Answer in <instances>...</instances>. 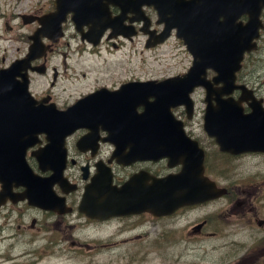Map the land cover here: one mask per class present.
<instances>
[{"label": "flooded vegetation", "instance_id": "obj_1", "mask_svg": "<svg viewBox=\"0 0 264 264\" xmlns=\"http://www.w3.org/2000/svg\"><path fill=\"white\" fill-rule=\"evenodd\" d=\"M108 13V19L115 22L114 28L103 31L96 45L89 44L85 36L92 35L94 40L93 35L106 23L79 26L77 30L68 15L60 26L57 43L48 46L42 40L44 53L29 63L28 92L41 107L61 113L101 93L85 105L90 116L86 126L74 129L60 147L48 148L44 136H38L26 151L24 161L37 178V188L26 190L10 184L9 193L0 197V264H26L18 259L32 254L50 255L55 247H62L57 257H64L67 264H75V249L83 252L85 264H108L107 257H114L120 264H145L158 257L161 246V259H165H159L160 263L187 264L189 257L194 259L189 264H201L207 257L206 249L218 248L231 252L224 255L222 264H264V213L259 217L258 212L264 200H255L250 193L241 191L244 187L233 180L231 173L243 162L259 160L254 157L264 154L232 157L219 152L214 139L203 128L206 106H215L204 101L207 96L204 88L195 89L190 95L189 114L182 107L171 111L181 123L186 139L175 143L187 147L176 152L178 158H156L154 141L134 142V137L125 135L135 132L138 133L135 138H143L142 133L147 131L149 138V132H155V128L122 126L123 93H116L123 92L126 86L159 83L172 77H118L111 67L104 66L105 58L109 57L111 64L122 49L136 55L156 52L171 39L176 40L175 30L169 31L176 23L158 17L152 7L142 6L139 12L129 10L121 15L118 9L109 6ZM33 18L37 19L31 16L23 20ZM20 20L22 25L36 27L24 39L28 45L18 60L26 57L28 38L38 29L36 23L23 24ZM248 21L249 17L242 16L235 24L245 27ZM255 25L253 48L243 55L233 85L249 90L264 111L263 87L252 74L244 72L257 64L251 56L264 52V8L260 9ZM163 35H167L166 40L158 44ZM214 79L215 75L208 70L201 81L218 92L220 85H215ZM240 95L233 90L221 100L236 102ZM146 103L149 105L152 100ZM100 107L105 118L100 117ZM241 108L243 113L249 112L246 104L242 103ZM142 112L141 106L134 110L136 116ZM61 165L63 168L57 175ZM202 178L219 197L177 208L166 216H154L151 212L155 181L173 182L176 188L170 191L175 194H193L196 190L190 189V185ZM255 188L254 196L257 187L252 188ZM25 194L37 198L28 200ZM245 202L251 204L249 209ZM247 226H251L249 230L245 229ZM253 229L258 238L251 239ZM240 236H246L250 243H241Z\"/></svg>", "mask_w": 264, "mask_h": 264}, {"label": "water", "instance_id": "obj_2", "mask_svg": "<svg viewBox=\"0 0 264 264\" xmlns=\"http://www.w3.org/2000/svg\"><path fill=\"white\" fill-rule=\"evenodd\" d=\"M109 6L118 9L121 15L129 10L139 12L142 6L152 7L158 17H166L170 23H176L169 31L175 30V39L181 42L191 58L190 67L182 76L159 83L126 86L122 88L123 92L116 93H123L122 126L155 128V132H149V138L147 131L142 133L143 138H135L138 135L135 132L125 135L134 137V142L154 141L156 158H178L176 152L187 147L175 143L186 139L181 123L173 118L171 111L182 107L189 114L192 109L190 95L193 90L204 88L207 95L204 101L213 102L215 106H206L203 128L205 134L214 139L219 152L232 157L264 154V111L250 91L233 85L243 55L253 48L251 42L256 38V18L264 8V0H53L51 13L37 19L21 18L23 24L36 23L38 29L28 38L30 46L26 57L0 70V197L9 193L10 184L26 190L37 188V178L24 161L26 151L38 136H44L48 148L60 147L63 139L74 129L86 126L90 116L85 105L101 93H95L61 113L39 106L28 92L26 72L31 71L29 63L44 53L41 41L46 40L48 46L55 45L60 38V26L70 15V21L77 30L79 26H95L101 21L106 23L93 35L94 40H91L92 35L85 36L89 44L96 45L103 31L114 28L115 22L108 19ZM242 16L249 17L245 27L235 24ZM166 38L167 35L161 36L158 44ZM208 70L215 75L214 84L220 85L218 92L201 81ZM233 90L241 93L238 101L221 100ZM149 99L152 103L147 105ZM242 103L248 107V113H243ZM137 106L143 109L140 116L134 114ZM100 117L105 118L101 107ZM62 168V165L58 167L57 175ZM174 188L173 182H154L150 197L154 216H166L177 208L202 204L220 196L204 178L190 185L196 193L175 194L170 191ZM24 197L28 200L37 198L33 194H25Z\"/></svg>", "mask_w": 264, "mask_h": 264}, {"label": "rangeland", "instance_id": "obj_3", "mask_svg": "<svg viewBox=\"0 0 264 264\" xmlns=\"http://www.w3.org/2000/svg\"><path fill=\"white\" fill-rule=\"evenodd\" d=\"M53 0H0V70L7 68L13 61L23 56V50L28 45L26 37L30 36L36 26L22 25L21 18H29L35 16L37 18L47 15L53 11ZM34 25V24H33ZM25 39V40H24ZM71 46L74 43H70ZM109 57L105 58L104 66L111 67L112 73L118 77H136L145 76L152 78L175 77L186 73L190 67L191 59L180 41L171 39L163 48L156 52H143L142 54H133L127 49H122L115 54L111 64L108 63ZM251 58L256 59L257 64L249 66L245 73L252 74L253 78L258 79V84L263 87L264 94V52L254 54ZM91 63L86 61V66ZM34 78V77H31ZM264 96V95H263ZM259 160L245 161L240 168L232 171L233 180H238L239 184L244 187L240 189L245 193H250V198L255 200H264V157L256 155ZM256 175V176H255ZM255 176V177H254ZM250 177H254L250 179ZM257 193L254 196L255 189ZM250 203L245 202L246 209H249ZM259 217L263 216L264 205L258 208ZM240 215V214H239ZM262 220V219H260ZM247 226L245 229H250ZM242 238V239H241ZM258 238L254 229L252 230L251 239ZM241 243L249 244L250 241L246 236H240ZM62 247L52 248V254L38 257L32 254L28 257H21V262L30 263V261H38L40 264H67L68 261L57 254H61ZM75 264H85L83 252L75 249ZM195 253V252H193ZM207 257L201 264H222L224 255L231 253L226 249H206ZM163 254V248L158 253V257L149 260L145 264H173L172 262H159ZM52 256V257H51ZM49 257V258H48ZM55 257V258H53ZM204 257V256H202ZM30 259V260H29ZM165 258H162L163 260ZM211 259V261H210ZM44 260V261H43ZM187 264L193 261L188 257ZM49 261V262H48ZM108 264H120L114 257H107ZM48 262V263H47ZM179 264H185L184 262ZM199 264V263H198Z\"/></svg>", "mask_w": 264, "mask_h": 264}, {"label": "bare ground", "instance_id": "obj_4", "mask_svg": "<svg viewBox=\"0 0 264 264\" xmlns=\"http://www.w3.org/2000/svg\"><path fill=\"white\" fill-rule=\"evenodd\" d=\"M252 89H253V88H252ZM248 91H249V90H248ZM42 152H43V151H42ZM46 161H47V160H46ZM179 240H180V239H179ZM177 243H178V242H177ZM175 244H176V243H175ZM50 254H51V253H50ZM29 256H30V255H29ZM51 257H52V256H51ZM48 258H49V257H48ZM53 258H55V257H53ZM29 260H30V259H29ZM71 260H72V259H71ZM43 261H44V260H43ZM37 262H38V261H37ZM48 262H49V261H48ZM48 262H47V263H48Z\"/></svg>", "mask_w": 264, "mask_h": 264}]
</instances>
